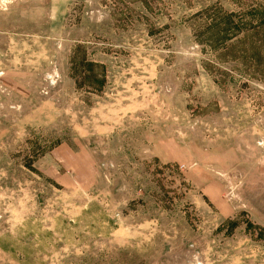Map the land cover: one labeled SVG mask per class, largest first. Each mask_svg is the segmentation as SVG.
<instances>
[{"label":"rangeland","instance_id":"rangeland-1","mask_svg":"<svg viewBox=\"0 0 264 264\" xmlns=\"http://www.w3.org/2000/svg\"><path fill=\"white\" fill-rule=\"evenodd\" d=\"M0 264H264V0H0Z\"/></svg>","mask_w":264,"mask_h":264}]
</instances>
